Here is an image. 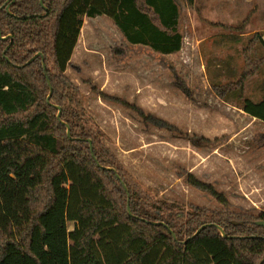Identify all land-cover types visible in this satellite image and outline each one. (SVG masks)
Masks as SVG:
<instances>
[{
	"label": "trees",
	"instance_id": "trees-1",
	"mask_svg": "<svg viewBox=\"0 0 264 264\" xmlns=\"http://www.w3.org/2000/svg\"><path fill=\"white\" fill-rule=\"evenodd\" d=\"M11 1L0 0V264H264V212L142 196L65 75L83 16L110 18L129 43L179 51L176 0ZM263 62L249 59L237 81L214 90L241 94ZM242 110L264 122V97H243Z\"/></svg>",
	"mask_w": 264,
	"mask_h": 264
},
{
	"label": "rangeland",
	"instance_id": "rangeland-1",
	"mask_svg": "<svg viewBox=\"0 0 264 264\" xmlns=\"http://www.w3.org/2000/svg\"><path fill=\"white\" fill-rule=\"evenodd\" d=\"M190 1L176 0L183 41L170 54L129 44L106 16L84 19L65 75L142 196L256 215L264 212V122L242 100L264 97V62L239 95L221 98L214 85L237 81L249 59L264 57V0Z\"/></svg>",
	"mask_w": 264,
	"mask_h": 264
},
{
	"label": "water",
	"instance_id": "water-1",
	"mask_svg": "<svg viewBox=\"0 0 264 264\" xmlns=\"http://www.w3.org/2000/svg\"><path fill=\"white\" fill-rule=\"evenodd\" d=\"M13 1V0H12ZM11 1V2H12ZM10 2V3H11ZM40 2L42 3V0H40ZM10 3H8L7 5H6V9L8 8V6L10 5ZM1 36V35H0ZM2 38H5V37H2ZM37 55H39V53H36L33 57H31L27 62H30L35 56H37ZM59 114H60V110H58V113H57V116L59 117ZM67 134H69V128L67 127ZM88 142L90 143V140L88 139ZM90 148L92 149V147H91V144H90ZM258 225H261V226H264V219L263 220H258L257 222H256ZM201 229V227L199 228V229H197V231L195 232V234L196 233H198L199 232V230ZM219 230L223 233V231H222V229L221 228H219Z\"/></svg>",
	"mask_w": 264,
	"mask_h": 264
},
{
	"label": "crops",
	"instance_id": "crops-1",
	"mask_svg": "<svg viewBox=\"0 0 264 264\" xmlns=\"http://www.w3.org/2000/svg\"><path fill=\"white\" fill-rule=\"evenodd\" d=\"M102 16H104V15H102ZM96 17H101V16H96ZM96 17H87V16H83V20L84 19H93V18H96ZM110 19V18H109ZM83 24V23H82ZM78 38H79V36H78ZM261 38L263 39V43H264V34L261 36ZM79 40V39H78ZM128 42V41H127ZM129 43V42H128ZM260 44V46H263L264 47V45L261 43V42H259ZM129 44H132V43H129ZM132 45H142V46H147V47H149V48H151L149 45H146V44H140V43H136V44H132ZM77 46V43H76V45H75V47ZM75 47H74V49H75ZM152 49V48H151ZM153 50V49H152ZM153 51H155V50H153ZM155 52H158V51H155ZM159 54H162L161 52H158ZM261 57V56H260ZM70 60H71V58H70ZM69 60V61H70ZM66 71V70H65Z\"/></svg>",
	"mask_w": 264,
	"mask_h": 264
}]
</instances>
